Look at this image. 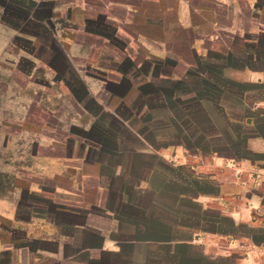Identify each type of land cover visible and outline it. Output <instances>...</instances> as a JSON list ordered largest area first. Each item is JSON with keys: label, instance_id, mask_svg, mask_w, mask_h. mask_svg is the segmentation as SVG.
Returning <instances> with one entry per match:
<instances>
[{"label": "crops", "instance_id": "1", "mask_svg": "<svg viewBox=\"0 0 264 264\" xmlns=\"http://www.w3.org/2000/svg\"><path fill=\"white\" fill-rule=\"evenodd\" d=\"M97 1L82 134L0 153V264H264V0Z\"/></svg>", "mask_w": 264, "mask_h": 264}, {"label": "rangeland", "instance_id": "2", "mask_svg": "<svg viewBox=\"0 0 264 264\" xmlns=\"http://www.w3.org/2000/svg\"><path fill=\"white\" fill-rule=\"evenodd\" d=\"M32 7L40 9L39 18L47 19L48 34L37 23L22 22L24 11ZM97 10V0H0V153H11L12 147L20 146L25 151L30 145L40 150L30 141L37 135L49 137L60 118L68 127L73 124L69 127L72 134H82L74 125L76 120H83L78 117L77 106L89 104L77 99L82 91L77 88L76 73H70L63 60L70 54L73 67L91 77L93 69L88 61L96 58V51L86 46L94 43V33L105 29L97 23L95 31L91 24V14ZM111 42L114 46L100 48L101 53L118 54L123 40ZM18 120H24L23 125L19 126ZM53 133L60 134L61 130ZM10 160L6 162L12 165ZM1 170L2 193L12 181L7 177L9 173Z\"/></svg>", "mask_w": 264, "mask_h": 264}, {"label": "trees", "instance_id": "3", "mask_svg": "<svg viewBox=\"0 0 264 264\" xmlns=\"http://www.w3.org/2000/svg\"><path fill=\"white\" fill-rule=\"evenodd\" d=\"M24 10V9H23ZM39 13H40V9L39 10H34V8L32 7V8H30V9H27L26 11H24V15L21 17V19H22V22L23 23H27V24H39V28H42L43 30H44V34H48L47 33V31L49 32V29L47 28V26H49L48 24H47V19H45V18H39L38 16H39ZM45 28V29H44ZM46 28H47V31H46ZM98 31V30H97ZM108 31L107 30H103L100 34H102V33H107ZM106 35V34H105ZM45 36V35H44ZM51 36V35H50ZM64 56V55H63ZM63 62H64V66H65V68L66 69H68V71L70 72V73H74L75 71H74V69H73V67H72V65L71 64H69V62H68V60L66 59V57L64 56V60H63ZM75 82H76V85H77V88L79 87V88H81V91H82V85H81V83H79L78 81H77V79H75ZM150 85H148V87H149ZM151 88V87H150ZM149 88V89H150ZM151 89H153V92L155 91L154 90V87L153 88H151ZM74 91H76V89L74 90ZM78 96V95H77ZM89 98V97H88ZM77 99H79V100H84V99H86L85 98V95L82 93V96L81 97H77ZM90 98H89V101H87L86 103L87 104H91V102H90ZM88 106V105H87ZM91 109V108H90ZM98 113V112H97ZM106 115V114H105ZM104 115V113L103 114H99V119H101L102 117H106ZM113 119H111L110 118V124H109V128H107V129H103L102 128V126L101 125H97V126H93L88 132H86V133H84V137L86 138V139H88V140H92V138L93 137H95V138H100V137H104V136H109V137H119V136H124V135H128V133L125 131V130H122L121 129V126L120 125H118V122L117 121H112ZM133 128V127H132ZM133 133L132 134H138V135H145V132H144V130H142V129H139V128H137V129H135V128H133ZM94 135V136H93ZM147 135V134H146Z\"/></svg>", "mask_w": 264, "mask_h": 264}]
</instances>
